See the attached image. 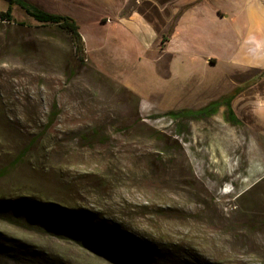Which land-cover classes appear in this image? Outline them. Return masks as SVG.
<instances>
[{"label":"rangeland","instance_id":"374dc122","mask_svg":"<svg viewBox=\"0 0 264 264\" xmlns=\"http://www.w3.org/2000/svg\"><path fill=\"white\" fill-rule=\"evenodd\" d=\"M28 1L75 18L86 54L19 6L0 18V194L77 203L115 233L98 245L2 215L0 244L23 243L34 264H122L129 238L157 250L143 264H264V76L159 55L148 24L109 21L118 7L138 12L161 39L176 0ZM234 94L238 123L225 106L208 118L167 114ZM0 264L17 263L0 252Z\"/></svg>","mask_w":264,"mask_h":264},{"label":"crops","instance_id":"0c3cea01","mask_svg":"<svg viewBox=\"0 0 264 264\" xmlns=\"http://www.w3.org/2000/svg\"><path fill=\"white\" fill-rule=\"evenodd\" d=\"M175 7L177 14L182 13L164 49L156 26L142 14L134 12L125 17L118 7L119 11L111 12L120 20L109 21L148 24L157 37L154 46L158 41L159 55L182 56L213 66L223 62L232 75L240 73L247 79L264 76V0H176ZM262 99L264 96L259 100Z\"/></svg>","mask_w":264,"mask_h":264},{"label":"trees","instance_id":"16d2710c","mask_svg":"<svg viewBox=\"0 0 264 264\" xmlns=\"http://www.w3.org/2000/svg\"><path fill=\"white\" fill-rule=\"evenodd\" d=\"M5 1H7L9 6L7 10L0 11V18L2 20L13 21L14 7L19 6L38 22L55 25L67 31L72 38L77 57L84 61L86 54L85 43L80 32V26L75 18L69 15L47 11L32 4L28 0ZM188 6L189 5L185 8H188ZM181 13L182 11L176 15L175 21L171 25L169 31L162 35L160 44L162 49L165 48L167 42L170 40L176 26V20ZM242 90L243 88H238L236 94H239ZM236 94L225 96L220 100H214L199 109L169 111L167 114L174 119L208 118L216 114L222 106H225L227 120L233 123H238L240 122V119L237 117L232 104ZM2 215H8V218L16 221L25 220L27 222H47L49 227L68 235H72L74 232L73 230L78 229L80 232L90 235L92 238L96 237L95 239L98 245L103 240L104 234L108 236L110 235L109 237L113 238L115 233L113 232L114 230H108L110 225L104 220L103 216L86 209L85 206L83 207L82 205L71 201H68L67 203H58L39 193L30 194L18 192L10 195L0 194V216ZM125 242L126 243L122 246L126 247L128 251H126L127 255L119 259L122 264H137V262L138 264H140V262L143 264L141 261L142 257L149 256L151 250L157 251L151 245L150 247L149 245L145 247L143 243H136V241H133V238H129V240H125ZM0 248V252H6L8 258L14 260L17 264H34V260L31 258H34L35 252L30 248H27L23 243H16L10 246L0 244ZM120 249L124 248L121 247Z\"/></svg>","mask_w":264,"mask_h":264}]
</instances>
